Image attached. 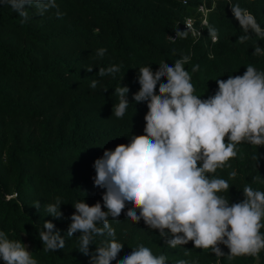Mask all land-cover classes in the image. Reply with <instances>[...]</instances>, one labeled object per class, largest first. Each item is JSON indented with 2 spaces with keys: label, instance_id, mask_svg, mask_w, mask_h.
I'll return each mask as SVG.
<instances>
[{
  "label": "trees",
  "instance_id": "obj_1",
  "mask_svg": "<svg viewBox=\"0 0 264 264\" xmlns=\"http://www.w3.org/2000/svg\"><path fill=\"white\" fill-rule=\"evenodd\" d=\"M56 4L62 18L56 9L39 16L34 7L25 6L29 12L26 23L11 7L0 6V231L27 245L38 264H91L90 257L78 251L80 234L67 236L69 217L78 201L84 199L90 206L102 203L104 190L94 187L92 178L93 163L103 151L129 143L132 135L144 134L147 105L132 99L140 87L139 67L149 65L155 72L161 62L172 66L188 57L184 68L191 77L193 94L202 100L215 94L216 79L242 76L248 65L264 71V54L252 55L257 43L264 49V40L252 35L239 43L244 33L230 11V4H239L264 28V0H56ZM200 5L210 10L207 25L219 29L216 42L209 37L207 26L199 38L179 27L187 18L198 17L195 13ZM178 31L186 35L178 37ZM101 48L107 52L99 58ZM86 65L93 66L92 72L86 71ZM112 65L120 71L104 77L97 74L99 68ZM93 80L99 81L95 89L89 87ZM121 86L130 89L129 107L117 119L113 106L119 100L114 89ZM236 151L237 156L223 169L208 174L229 182L228 192L218 195L227 196L230 203L243 199L245 185L264 191V146L244 142ZM233 172L236 175L230 179ZM56 197L63 201L60 219L45 212V205ZM34 201L39 202V210L33 207ZM124 212L119 223L109 217L117 240L124 245L118 259L142 244L156 256L165 255V264L179 260L264 264V250L255 257L229 261L210 249L195 248L192 241L170 247L159 230L150 229L143 220H129ZM44 221H51L64 238L62 250H43L39 233ZM103 240L95 237L90 252ZM220 247L229 252L226 246ZM0 264L5 262L0 259Z\"/></svg>",
  "mask_w": 264,
  "mask_h": 264
},
{
  "label": "clouds",
  "instance_id": "obj_2",
  "mask_svg": "<svg viewBox=\"0 0 264 264\" xmlns=\"http://www.w3.org/2000/svg\"><path fill=\"white\" fill-rule=\"evenodd\" d=\"M3 5L11 7L22 23L29 19L25 6L34 7L39 16L50 9L57 10L58 18L63 16L56 0H0ZM230 11L244 33L239 43L252 35L264 40V28L251 12L239 4H230ZM207 29L216 42L219 29L211 24ZM176 35L182 38L186 33L178 31ZM106 52L107 49H98L97 56L102 58ZM261 54L264 49L257 43L252 55ZM187 60L184 57L172 66L161 62L155 72L149 65L139 67L140 87L132 99L147 105L144 134L132 135L129 143L119 144L114 150L105 149L94 161L93 186L104 190L102 203L90 206L83 199L72 205L75 212L69 217L67 236L80 234L78 251L89 256L91 264H165V255L156 256L142 244L118 259L124 245L117 240L109 217L119 223L126 207L124 214L129 220H143L150 229L159 230L173 248L192 241L195 248L210 249L216 257L229 261L240 256L255 257L264 250V191L245 185L243 199L230 203L227 196L218 195L228 192L229 182L208 175L223 169L237 156V145L246 142L264 146V71L248 65L242 76L216 79L215 94L202 100L193 94L191 77L184 68ZM84 67L88 72L93 70L92 65ZM119 71L118 65H112L99 68L97 74L104 77ZM165 78L166 83L162 82ZM98 83L93 80L89 87L95 89ZM129 91L128 86L114 89L119 100L113 106L117 119H122L129 107ZM235 175L231 173L230 179ZM62 203L56 197L55 202L45 205V212L62 218ZM32 205L39 210L38 201ZM39 236L46 252L65 247L64 238L51 221H44ZM97 236L104 240L90 252L89 246ZM220 245L229 252L226 254ZM0 259L5 264H38L27 245L9 239L4 231H0ZM177 264L188 262L179 260Z\"/></svg>",
  "mask_w": 264,
  "mask_h": 264
},
{
  "label": "built area",
  "instance_id": "obj_3",
  "mask_svg": "<svg viewBox=\"0 0 264 264\" xmlns=\"http://www.w3.org/2000/svg\"><path fill=\"white\" fill-rule=\"evenodd\" d=\"M210 10L207 9L204 5H200L197 9H196V13L195 15L198 17H189L185 20V22L183 23V25L186 27L187 31L190 32V34L194 37V38H199L201 35V31L203 29V27L207 26V18H208V14H209ZM195 19H197V21L199 22V24L197 26H195Z\"/></svg>",
  "mask_w": 264,
  "mask_h": 264
},
{
  "label": "water",
  "instance_id": "obj_4",
  "mask_svg": "<svg viewBox=\"0 0 264 264\" xmlns=\"http://www.w3.org/2000/svg\"><path fill=\"white\" fill-rule=\"evenodd\" d=\"M179 27H180V29L183 30V31H186V30H187L186 27H185L183 24L179 25Z\"/></svg>",
  "mask_w": 264,
  "mask_h": 264
},
{
  "label": "rangeland",
  "instance_id": "obj_5",
  "mask_svg": "<svg viewBox=\"0 0 264 264\" xmlns=\"http://www.w3.org/2000/svg\"><path fill=\"white\" fill-rule=\"evenodd\" d=\"M192 16H194V14Z\"/></svg>",
  "mask_w": 264,
  "mask_h": 264
}]
</instances>
